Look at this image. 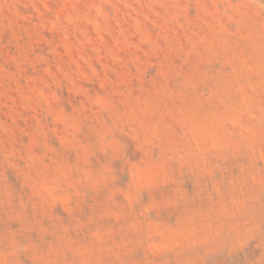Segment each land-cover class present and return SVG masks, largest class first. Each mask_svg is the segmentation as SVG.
<instances>
[{"label": "rangeland", "instance_id": "rangeland-1", "mask_svg": "<svg viewBox=\"0 0 264 264\" xmlns=\"http://www.w3.org/2000/svg\"><path fill=\"white\" fill-rule=\"evenodd\" d=\"M0 264H264V0H0Z\"/></svg>", "mask_w": 264, "mask_h": 264}]
</instances>
